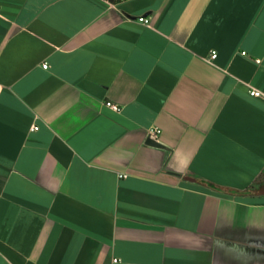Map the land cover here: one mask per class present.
I'll list each match as a JSON object with an SVG mask.
<instances>
[{
  "label": "crops",
  "instance_id": "0c3cea01",
  "mask_svg": "<svg viewBox=\"0 0 264 264\" xmlns=\"http://www.w3.org/2000/svg\"><path fill=\"white\" fill-rule=\"evenodd\" d=\"M250 87L264 0H0V264H264Z\"/></svg>",
  "mask_w": 264,
  "mask_h": 264
},
{
  "label": "built area",
  "instance_id": "2783aa9c",
  "mask_svg": "<svg viewBox=\"0 0 264 264\" xmlns=\"http://www.w3.org/2000/svg\"><path fill=\"white\" fill-rule=\"evenodd\" d=\"M138 21L142 22L144 25H150V18L146 17V16H140L138 17ZM243 53L245 54V52L243 51ZM217 56V51L213 50L211 52V56L210 58H215ZM257 61L259 62L260 59H257ZM42 67L44 69H48L49 68V63L48 62H44L42 63ZM249 94L255 97H260V98H264V91L261 89H258L256 87H250L249 88ZM109 106H111L113 109L115 110H120L119 105L115 104V103H111L108 102L107 103ZM38 126L37 125H33L32 129L35 130L37 129ZM161 133V129L158 126H152L149 130H148V134L150 137L153 138H157L159 136V134ZM126 174H120V176H125ZM118 258H114L113 261H118Z\"/></svg>",
  "mask_w": 264,
  "mask_h": 264
},
{
  "label": "water",
  "instance_id": "95a60500",
  "mask_svg": "<svg viewBox=\"0 0 264 264\" xmlns=\"http://www.w3.org/2000/svg\"><path fill=\"white\" fill-rule=\"evenodd\" d=\"M147 143L155 146H162V144L156 138L153 137H149Z\"/></svg>",
  "mask_w": 264,
  "mask_h": 264
}]
</instances>
